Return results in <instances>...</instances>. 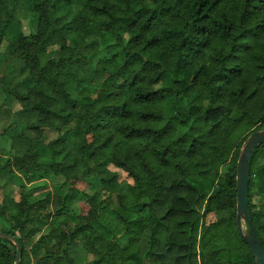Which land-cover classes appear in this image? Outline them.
Here are the masks:
<instances>
[{"label": "trees", "instance_id": "1", "mask_svg": "<svg viewBox=\"0 0 264 264\" xmlns=\"http://www.w3.org/2000/svg\"><path fill=\"white\" fill-rule=\"evenodd\" d=\"M4 42L0 97L18 101L15 123L34 134L11 133L5 170L70 182L86 168L103 187L83 194L74 228L73 195L37 200L22 186L3 199L0 232L21 245L20 264H72L77 242L99 253L91 264H255L237 229L236 176L242 139L264 129V0H0ZM170 97L190 101L166 116ZM42 128L58 137L44 143ZM263 160L260 145L246 225L264 248ZM16 257L0 237V264Z\"/></svg>", "mask_w": 264, "mask_h": 264}, {"label": "rangeland", "instance_id": "2", "mask_svg": "<svg viewBox=\"0 0 264 264\" xmlns=\"http://www.w3.org/2000/svg\"><path fill=\"white\" fill-rule=\"evenodd\" d=\"M19 19L22 24L23 32L26 35H29L32 33L31 27L34 29V26L32 24L30 14L28 11L21 10L19 11ZM128 38V37H127ZM91 41H96L92 44ZM114 40H110L109 43H113ZM72 43V42H71ZM85 44H90L94 46H97V54L95 63H97L100 59L104 57V52L101 51L103 44L100 43L99 39H87ZM8 44L7 42H4L0 47V58H3L1 56L3 53H8L7 50ZM95 48V47H93ZM60 53V45L56 44L53 46H50L48 48V56L49 58L57 57ZM163 86L160 84L156 86V89H161ZM190 100L185 99H175L174 97H170L165 101V115L170 116L175 113L174 107L177 106L179 110H185V108L188 105V102ZM3 103V98L0 97V104ZM22 110L21 105L18 103V101L14 98H9L6 100L3 104H1L0 108V209L2 208V203L4 199V203L8 205L10 203L11 199H14L15 197H18L20 188L22 186H26L29 189V194H31L35 199L37 200H44L48 194L51 196H54V194H67V195H73L75 197V204L70 209V215L73 218V221L70 222L71 228H74L75 226H78L82 223H84V220L80 218L79 214L80 211H85V203L83 201V194L92 196L95 193H103V187L100 184V182L97 179H92L88 174L86 168H83V175L76 181H70L66 182L64 178L59 177L52 181H44L40 180L38 178H26L22 177L17 172L9 174L5 170L4 161L8 158H11L13 155L12 151V145L14 142V139L11 137V133L15 132H22L24 131L27 135V137L34 138V134L30 133L25 130V127L28 125L27 122L20 118L19 123H15V117L16 114L20 113ZM255 128L250 131L245 139H242L243 142L241 144V153L243 146L245 145L248 137L251 136ZM42 131L44 132V143H49L50 141L56 139L58 137V133L55 130L49 129V128H42ZM258 131H264L258 130ZM15 145V144H14ZM264 164V160L262 161ZM228 164L224 165L223 171H226V167ZM109 169L113 171V173H118L119 179L118 182L120 183H130L132 184V181L128 179L127 175L114 167L113 165L109 166ZM217 185H215L216 187ZM257 191V189H255ZM114 200L116 205H119L118 201L116 200V194L114 195ZM264 198H259V201H263ZM10 205V204H9ZM48 210H51L50 206L46 207ZM147 212L144 213V215ZM1 225V224H0ZM1 228V226H0ZM1 230V229H0ZM243 230L244 232L248 231V227L246 225V222L243 221ZM47 231L42 230V234H45ZM40 236V235H39ZM38 236V237H39ZM96 246H101V244L96 243ZM90 246V245H89ZM101 248V247H100ZM32 247L27 248L29 253L32 252ZM41 248L38 249V251ZM38 259L42 257L43 251L38 252ZM70 253V259L72 258V264H91L94 259L98 258L99 253L95 251H90L87 247V245L83 242H77V245L71 246L69 248ZM38 260H33L32 264H37Z\"/></svg>", "mask_w": 264, "mask_h": 264}, {"label": "water", "instance_id": "3", "mask_svg": "<svg viewBox=\"0 0 264 264\" xmlns=\"http://www.w3.org/2000/svg\"><path fill=\"white\" fill-rule=\"evenodd\" d=\"M264 145V131H254L248 137L243 146L242 153L237 164L236 191H237V229L244 242L249 247L255 258V264H264V248L258 237L254 234V228L251 226L247 232L243 230V221L247 222L249 216V187H250V165L249 162L253 157V151ZM0 237L8 239L17 246V257L15 264L21 263V245L16 242L15 238L0 232Z\"/></svg>", "mask_w": 264, "mask_h": 264}]
</instances>
